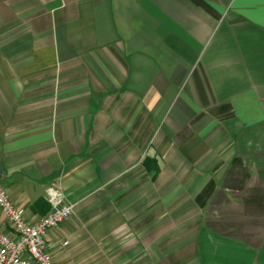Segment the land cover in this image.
<instances>
[{
    "label": "crops",
    "instance_id": "0c3cea01",
    "mask_svg": "<svg viewBox=\"0 0 264 264\" xmlns=\"http://www.w3.org/2000/svg\"><path fill=\"white\" fill-rule=\"evenodd\" d=\"M0 178L56 264H264V0H0Z\"/></svg>",
    "mask_w": 264,
    "mask_h": 264
},
{
    "label": "built area",
    "instance_id": "2783aa9c",
    "mask_svg": "<svg viewBox=\"0 0 264 264\" xmlns=\"http://www.w3.org/2000/svg\"><path fill=\"white\" fill-rule=\"evenodd\" d=\"M46 200L49 212L30 221L27 210L17 205L7 188L0 183V213L12 229L8 232L0 224V264H56L48 232L71 218L76 205L57 185L48 187Z\"/></svg>",
    "mask_w": 264,
    "mask_h": 264
},
{
    "label": "rangeland",
    "instance_id": "374dc122",
    "mask_svg": "<svg viewBox=\"0 0 264 264\" xmlns=\"http://www.w3.org/2000/svg\"><path fill=\"white\" fill-rule=\"evenodd\" d=\"M0 183L4 184V186L7 187L6 183H3V179L2 178H0Z\"/></svg>",
    "mask_w": 264,
    "mask_h": 264
}]
</instances>
